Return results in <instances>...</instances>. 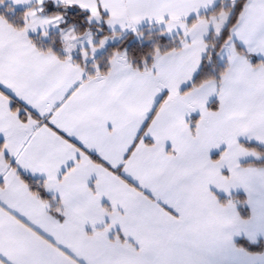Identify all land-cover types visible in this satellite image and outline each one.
<instances>
[{"label": "snow or ice", "instance_id": "obj_1", "mask_svg": "<svg viewBox=\"0 0 264 264\" xmlns=\"http://www.w3.org/2000/svg\"><path fill=\"white\" fill-rule=\"evenodd\" d=\"M0 264H264V0H0Z\"/></svg>", "mask_w": 264, "mask_h": 264}]
</instances>
